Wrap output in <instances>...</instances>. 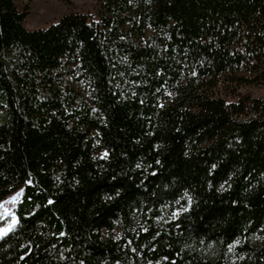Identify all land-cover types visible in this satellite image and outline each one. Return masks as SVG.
<instances>
[{"label": "trees", "instance_id": "1", "mask_svg": "<svg viewBox=\"0 0 264 264\" xmlns=\"http://www.w3.org/2000/svg\"><path fill=\"white\" fill-rule=\"evenodd\" d=\"M0 0V264H264V0H106L45 28Z\"/></svg>", "mask_w": 264, "mask_h": 264}, {"label": "rangeland", "instance_id": "2", "mask_svg": "<svg viewBox=\"0 0 264 264\" xmlns=\"http://www.w3.org/2000/svg\"><path fill=\"white\" fill-rule=\"evenodd\" d=\"M106 0H16L20 10H26L24 26L28 29L45 28L56 22L62 15L70 12H83L95 19ZM217 95L227 101H236L238 93L241 96L259 97L264 99V83L259 85H236L220 78L215 89ZM22 189H18L0 200V235L13 228L16 223L15 205L21 196Z\"/></svg>", "mask_w": 264, "mask_h": 264}]
</instances>
